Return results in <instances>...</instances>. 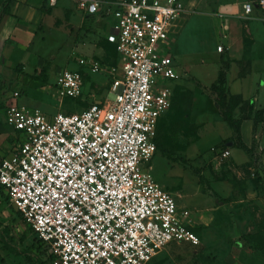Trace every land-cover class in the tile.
I'll return each instance as SVG.
<instances>
[{"label": "built area", "instance_id": "built-area-1", "mask_svg": "<svg viewBox=\"0 0 264 264\" xmlns=\"http://www.w3.org/2000/svg\"><path fill=\"white\" fill-rule=\"evenodd\" d=\"M70 1L104 23L120 73L109 97L76 114L47 116L20 106L15 92L5 118L23 140L0 157V186L49 264H149L172 244H198L189 215L145 167L179 78L164 51L188 15V0ZM254 9L264 11V0L244 4V18ZM55 88L61 99H81L84 80L66 70Z\"/></svg>", "mask_w": 264, "mask_h": 264}, {"label": "rangeland", "instance_id": "rangeland-1", "mask_svg": "<svg viewBox=\"0 0 264 264\" xmlns=\"http://www.w3.org/2000/svg\"><path fill=\"white\" fill-rule=\"evenodd\" d=\"M234 1L188 0L186 23L180 24L181 33L174 36L176 43L171 42L164 51L170 53L172 48L170 55L178 61L179 78L173 87L172 107L159 121V145L166 155L158 150L145 167L189 215L199 243L172 244L149 264H264V255L250 244L264 245V117L252 134L249 147L254 151L250 155L240 147L214 101L221 59H229L231 42L241 56L230 61L233 69L226 88L233 95L257 97L264 108V74L235 80L237 70L239 75L248 74L255 60L264 58V21L261 14L256 19L244 18L240 6L236 14L221 11L222 5ZM256 1L238 0L240 5ZM45 13L49 18L26 52L15 50L7 67H0V82L5 84V89H0V117L5 102L9 103L16 91L26 107L47 116L80 113L109 97L111 84L120 73V60L105 43L97 21L70 0H61ZM236 58L233 50L232 59ZM82 60L98 63L105 71L93 73ZM66 70L83 78L82 99L58 96L56 81ZM241 99L234 118L249 116L254 124L258 108L252 103V113L247 112L251 99ZM249 133L245 129L247 142ZM22 140L18 134L14 136V151ZM225 151L229 152L226 158L222 157ZM36 242L9 195L0 188V264H41L45 256L37 258L31 253Z\"/></svg>", "mask_w": 264, "mask_h": 264}, {"label": "crops", "instance_id": "crops-1", "mask_svg": "<svg viewBox=\"0 0 264 264\" xmlns=\"http://www.w3.org/2000/svg\"><path fill=\"white\" fill-rule=\"evenodd\" d=\"M60 1L61 0H58V3ZM58 3L55 6L51 7L48 3V0H0V67L2 65L3 70L7 67L6 65L10 63L12 55L14 54L15 50L20 49L22 53L24 51L26 52V50L28 49V46L36 39V35L42 23L47 21V19L49 18L45 12H47L51 8L56 7ZM244 4L246 3H243L242 5H240L238 0L234 1L232 4L227 3L226 5L221 6V11H223L224 13L236 14L240 12V10H238V7L240 6L241 11L243 13ZM5 10H7L8 13H5ZM258 14L262 15V19L264 21V11H262L261 9H254L249 18L256 19V16ZM243 16H244V13H243ZM181 23H186V20L184 19ZM101 30H102V35L106 33V29H101ZM180 33L181 31H179L176 36H178ZM173 43L174 44L176 43V37L174 38ZM237 48L238 46L236 48L233 47L232 49V44L231 42L229 43L228 50H229V60L230 61L232 60L237 61L239 56H241V52L239 53V50ZM233 50H235L237 53L236 59H232ZM171 52H172V48L170 50V53ZM171 57L173 60L174 67L176 69V73H177L178 61L174 58V56H171ZM232 69H233V66L231 68L229 67L228 73ZM187 72H190V71L187 70ZM228 73H227V84H226L227 88H228V83H229ZM237 74L238 75H236L237 77L235 79L237 81L247 80L249 77L253 76V74L263 75L264 74V58L255 60V63L252 67V71L250 73L242 76V75H239V71L237 70ZM177 80L172 82L173 87ZM263 86H264V83H263ZM0 89L1 90L5 89V84L3 80L0 82ZM196 89L200 90L201 95H203L199 87H197ZM261 90H262V87L259 86L257 93L260 94ZM14 93L15 92H13V94ZM19 94L20 96L18 97L17 100H19L20 106L26 107L25 104L20 102L21 93L19 92ZM235 95L240 96L244 100L251 99V102L255 103L256 105L255 109L258 108L257 111L263 109V108H260L263 102L259 103V99L257 97L256 98L255 97H252V98L243 97L241 94H238V93L234 94V96ZM194 97H195V91H194L193 101H194ZM7 104L8 102L6 101L4 104L3 112H2L3 117H0V157H10L15 152L14 146L12 145L14 136L16 137V135L18 134L21 137V135L18 132H16L11 126L7 125L6 123L5 116H6ZM215 104H216V101H215ZM216 108H218L217 105H216ZM194 113H195V110H194V105H193V110L191 114L192 120H193ZM253 128H254V124L250 121V119L242 121L241 126H240L241 137L243 139L242 141L248 147L251 142ZM245 129L247 130V134L248 132H250L249 142L246 141Z\"/></svg>", "mask_w": 264, "mask_h": 264}, {"label": "trees", "instance_id": "trees-1", "mask_svg": "<svg viewBox=\"0 0 264 264\" xmlns=\"http://www.w3.org/2000/svg\"><path fill=\"white\" fill-rule=\"evenodd\" d=\"M5 13H8L7 10H5ZM89 19L93 20V21H97V18L95 16H87ZM98 22V21H97ZM100 25H101V28L102 29H105V25L104 23L102 22H98ZM103 39L105 41V43L112 47L117 55V57L119 58L116 50H115V47L113 45H111L107 40L106 38L104 37V34H103ZM229 67H230V60L227 59V58H222L221 59V67H220V70H219V73H218V77H217V83H216V86L214 88V91H215V94H216V105L217 107L221 110L222 112V117H223V120L232 128V130L235 132L236 134V137L239 141V145L242 149H244L247 153H249L250 155H253V151H254V148L253 147H248L246 146L243 141H242V137H241V131H240V126H241V123L242 121L244 120H248L249 119V116H244L242 119H235L234 116H233V112L235 110V108H237V106L242 103V99L238 96H234V95H231L229 94V92L227 91V88H226V84H227V73H228V70H229ZM173 98V97H172ZM82 99V98H81ZM173 100V99H172ZM251 104V105H250ZM248 105H250V109L247 111V112H250L252 113V102H248ZM89 107V106H87ZM86 107V108H87ZM172 107V105H171ZM171 109V108H170ZM169 109V111H170ZM249 113V114H250ZM263 117H264V108L257 111L256 112V118H257V122L255 121L254 123V128H253V134L255 133L256 131V127H257V124L262 122L263 120ZM259 119V120H258ZM160 121V119H159ZM158 129H159V122H158V127H157V136H156V145H157V151L158 150H163L160 145H159V135H158ZM255 141H253L254 143ZM165 153V154H164ZM163 155H166V151L163 150ZM0 188L4 191L3 187L0 186ZM17 212V211H16ZM17 214H19L17 212ZM20 216V215H19ZM22 219V218H21ZM24 222V221H23ZM26 224V223H25ZM28 226V225H27ZM29 227V226H28ZM30 228V227H29ZM32 234L35 236V234L33 233L32 229L30 228ZM194 233H195V228H192L191 229ZM196 234V233H195ZM35 238L37 239V237L35 236ZM251 246L257 251V252H260L262 255H264V245H261V244H258L256 242H250ZM31 253L37 257V258H40L41 256H45L46 252L45 250L43 249V246L41 244V242L37 239V242L36 244H34L32 247H31ZM50 259V260H49ZM49 261H51V258H48L47 261H44V260H40V263L41 264H45L46 263H49Z\"/></svg>", "mask_w": 264, "mask_h": 264}]
</instances>
